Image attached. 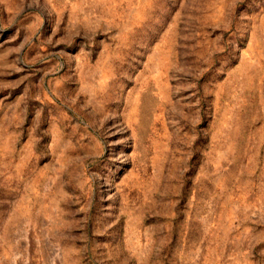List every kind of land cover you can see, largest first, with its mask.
I'll return each mask as SVG.
<instances>
[{"label": "rangeland", "instance_id": "374dc122", "mask_svg": "<svg viewBox=\"0 0 264 264\" xmlns=\"http://www.w3.org/2000/svg\"><path fill=\"white\" fill-rule=\"evenodd\" d=\"M0 264H264V0H0Z\"/></svg>", "mask_w": 264, "mask_h": 264}]
</instances>
